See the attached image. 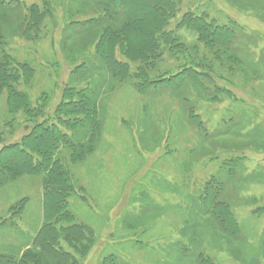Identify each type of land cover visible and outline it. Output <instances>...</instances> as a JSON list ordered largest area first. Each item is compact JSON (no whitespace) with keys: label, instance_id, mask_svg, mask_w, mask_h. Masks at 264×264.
I'll list each match as a JSON object with an SVG mask.
<instances>
[{"label":"rangeland","instance_id":"obj_1","mask_svg":"<svg viewBox=\"0 0 264 264\" xmlns=\"http://www.w3.org/2000/svg\"><path fill=\"white\" fill-rule=\"evenodd\" d=\"M177 2L168 34L151 35L154 47L141 53L124 47V7L0 0L1 44L35 69L18 88L32 106L46 94L32 120L56 124L74 145L58 152L74 184L67 205L94 234L84 256L59 262L34 243L44 222L42 176L8 177L0 185V255H29L28 264H264V0ZM31 5L49 13L28 23ZM188 17L208 25L209 36ZM107 30L117 35L109 56L126 72L98 51ZM70 94L95 108V122L58 121L55 107ZM7 101L0 91V123ZM32 123H14L3 142ZM220 201L237 231L220 225Z\"/></svg>","mask_w":264,"mask_h":264},{"label":"trees","instance_id":"obj_2","mask_svg":"<svg viewBox=\"0 0 264 264\" xmlns=\"http://www.w3.org/2000/svg\"><path fill=\"white\" fill-rule=\"evenodd\" d=\"M103 2H106V5L111 3L115 8L119 6L125 8L128 21L125 23V34L123 35L125 37L124 47H128L127 51H130L131 48L132 50L139 48L141 53L154 47L155 42L152 41L151 43V35H155L156 32H159L160 35L168 34L163 31V27L178 3L177 0H103ZM28 11L30 15L28 23L32 20L42 21L44 13H49L46 9L43 13L38 12L39 10L35 5H31ZM108 14L110 15L111 11ZM186 21L188 24H196L198 28L202 29L203 34L209 36L207 31L210 28L205 24L198 25L199 19L192 20L188 17ZM36 26L31 24V28ZM137 35L143 37L145 41L139 40L140 43L136 39ZM116 38L117 35L112 31H104L103 38L99 41L98 51L103 54L105 50H108V47L110 49V45L116 41ZM166 43L168 42L166 41ZM105 58L112 68L126 72L124 64L109 56V50ZM34 71L35 69L29 63L19 62L8 54L4 49V42L3 44L0 42V91L4 90L7 93V115L9 116L0 123V185L8 177L23 174H40L42 176L44 222L34 238V243L40 249L52 254L59 262L69 260L74 262L76 261L75 254L84 256L89 251L94 240V234L87 225L74 221L75 216L69 211L67 205V199L74 189V184L71 172L58 157V152L61 145H70L71 147L74 145L69 143L68 138H65L56 124L45 126L43 122L32 120L39 113H43L42 109L46 106L47 101L46 94L43 93L37 97V104L32 106L26 92L18 88V85L27 81ZM134 76L136 80L143 81L141 83H149L143 72H137ZM147 85L139 86L138 90ZM69 91L71 90L69 89ZM67 97L70 99L67 105L63 100L55 107V111L58 112V121L67 124L69 120H73V127L96 121L95 108L92 105L74 100L72 94ZM78 114L81 116H77ZM21 115L26 118L21 119ZM64 117H69L68 121ZM30 121L33 123L28 132L22 134L17 140L8 143L3 142L4 134L8 130L12 131L14 123L20 124ZM24 202L25 198H21L12 208V212L20 213ZM215 207L218 212H223L224 217L220 215V225L228 229L230 227L236 228L237 231V225L233 222L234 218L230 210H226V204L220 201ZM61 240L67 248L63 247ZM203 258L207 261L206 257ZM29 259V255L27 257L23 255L18 261H14L10 257L0 255V264H28Z\"/></svg>","mask_w":264,"mask_h":264}]
</instances>
